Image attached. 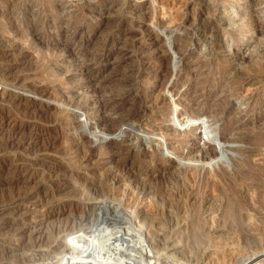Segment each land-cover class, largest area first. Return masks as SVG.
Returning <instances> with one entry per match:
<instances>
[{
    "label": "rangeland",
    "instance_id": "rangeland-1",
    "mask_svg": "<svg viewBox=\"0 0 264 264\" xmlns=\"http://www.w3.org/2000/svg\"><path fill=\"white\" fill-rule=\"evenodd\" d=\"M0 169V264H99L101 205L160 264H264V0H0Z\"/></svg>",
    "mask_w": 264,
    "mask_h": 264
},
{
    "label": "bare ground",
    "instance_id": "bare-ground-1",
    "mask_svg": "<svg viewBox=\"0 0 264 264\" xmlns=\"http://www.w3.org/2000/svg\"><path fill=\"white\" fill-rule=\"evenodd\" d=\"M156 1V0H154ZM167 2V0H166ZM164 4V5H163ZM162 7H163V11L167 12V10L170 11L171 13V9L168 6V3L165 4L163 3ZM174 6V5H173ZM178 6V5H177ZM173 8V7H172ZM230 8V7H229ZM166 9V10H165ZM174 9V8H173ZM174 11V10H173ZM177 12V11H176ZM172 16V15H171ZM178 17V16H176ZM175 17V18H176ZM107 22V21H106ZM105 22H97L95 24V26H101V24H103ZM94 25V24H93ZM92 26V25H91ZM78 28V27H77ZM4 33V32H3ZM33 36V32H30ZM89 42V41H88ZM11 43V42H10ZM180 48V47H179ZM58 49V48H57ZM4 50V49H2ZM1 50V51H2ZM83 50V48H82ZM87 50V49H86ZM51 51V50H50ZM72 52V51H70ZM2 53V52H1ZM51 53V52H50ZM6 54V53H3ZM10 54V53H9ZM14 56V55H13ZM155 58V61H158V68L162 67L163 62H164V55H163V50H159L158 51V55L156 56H152ZM101 65L103 67L102 62H100ZM157 68V67H156ZM236 68V67H235ZM88 69V68H87ZM225 72V71H224ZM88 77L90 76H95L96 78H100L103 77L105 72H101V74L98 76L97 74H95V71L93 70H89L86 71ZM106 76V75H105ZM77 78V77H76ZM96 79V80H98ZM110 78L105 79V82L107 80H109ZM103 80V79H102ZM128 83L130 82V80H126ZM125 81V82H126ZM163 81V80H162ZM105 84V83H104ZM161 86H163V82L160 83ZM177 83L173 85V89L175 87H177ZM32 87V86H31ZM30 88V87H29ZM33 91L35 93H43V95H47V96H52L53 93L51 92V90L47 89V88H39L36 85H34ZM131 92V91H130ZM4 94H6V92H4ZM59 94V93H58ZM128 94V93H126ZM41 95V94H40ZM122 96H128L125 95V93H121ZM93 96V95H92ZM53 97V96H52ZM56 97V96H55ZM91 97V96H90ZM158 97V96H157ZM156 97V98H157ZM48 98V97H47ZM50 98V97H49ZM99 98V96L97 97ZM26 99H21L19 101H25ZM100 100V101H99ZM141 100V99H140ZM159 100V99H158ZM162 100H167V97H164L163 99L161 98L160 102ZM27 101V100H26ZM68 101V100H67ZM105 101V100H104ZM137 101V99H136ZM159 102V103H160ZM35 101L32 100L28 103H26L27 105H31L34 104ZM100 104L101 108L104 110H107L111 104L106 102H103L101 99H87L84 103L83 106L85 108H90L91 106L95 105V104ZM140 102H138L139 104ZM36 104V103H35ZM34 104V105H35ZM169 105V104H168ZM86 110V109H85ZM158 110V109H157ZM176 112V109H173L172 104H170L168 106V108L166 109V117H171V115H173ZM153 113V112H152ZM207 113L206 111H203L202 113L198 112L197 116L199 115L201 119V123L200 126L201 128L204 129V134H209L211 135L214 139H221L222 136L220 134H218L214 128L212 127V124L210 122H208L207 119H203L202 115ZM139 111L133 112L130 115V120H136V118H138L139 116ZM170 119V118H169ZM188 121V120H187ZM32 141V140H31ZM21 142V141H20ZM187 140H185L182 143L187 144ZM12 143V142H11ZM32 143V142H31ZM13 145V143H12ZM31 145V144H30ZM18 146V145H17ZM27 147V146H26ZM166 148V147H165ZM161 150L163 151V149L161 148ZM126 151V150H125ZM123 152V151H122ZM204 156V155H203ZM206 156V155H205ZM127 163V159H123L122 161H120L119 163V169L122 170V168H126V164ZM130 164V163H129ZM117 167V168H118ZM132 168V167H131ZM1 170V169H0ZM118 170V169H117ZM123 172V171H122ZM135 172V171H134ZM155 177H151V179H149V184L151 185H155L157 183V180ZM241 179V178H240ZM241 181V180H240ZM147 185V184H146ZM154 187V186H153ZM155 188V187H154ZM148 189V188H147ZM152 189V190H151ZM146 190V189H145ZM144 190V191H145ZM151 191H155V192H161L162 188L158 187L155 188L153 190L152 186L150 188ZM149 190V191H150ZM148 193V192H147ZM151 193V192H150ZM149 194V193H148ZM149 197V196H148ZM161 197V196H160ZM148 199V198H147ZM149 203V202H148ZM226 206V211H225V216H226V222L228 223V226L232 227V228H237V227H241L243 225H245V223L247 222L246 218L249 214H247V212L245 213L244 211V207L242 206V203L240 202V200L237 197H230L227 201V205ZM109 209H107V207H103V205H101V207H99L100 212L97 213L95 220L91 221L88 226L90 228V232H86L89 233L91 237H89L86 240H82V246L85 247V249L90 250L91 248L89 247H99L97 250L95 249L96 247L93 248V250L89 251L88 253L90 255H92V257L94 258V260H100L98 263L99 264H103V261H105V259H111V260H116L119 262H123L125 264H160L159 263V258H153V256H148L147 258V254H145L146 251V244H147V239L145 238V232H143L142 230L144 229L142 225H136L138 226L137 228H129V227H125L122 226L119 223L114 222L115 220H117V217H114V213L113 210L111 209L112 207H108ZM112 212V213H111ZM249 213V212H248ZM247 214V215H246ZM198 217V216H197ZM119 218V217H118ZM215 219V218H214ZM213 219V222H214ZM250 220V219H248ZM259 220V219H258ZM118 221V220H117ZM216 221V220H215ZM89 222V221H88ZM110 222H113L110 224ZM251 222V221H250ZM132 223V222H131ZM150 223V222H149ZM107 227V225H109ZM124 224V223H123ZM140 224V223H139ZM144 224V223H141ZM203 224H205L202 219H200L199 217L195 219L194 221V227L195 228H200L203 226ZM250 224V223H249ZM252 224V222H251ZM214 225V224H213ZM134 226V225H133ZM135 227V226H134ZM158 227V226H157ZM107 230L110 232V235H105V233L107 232ZM241 230V229H240ZM146 231V230H145ZM112 237H114L113 239H115L113 241ZM199 239V238H198ZM112 242L109 243L110 245H106L104 247L101 246V243H107V242ZM100 244V245H98ZM103 245V244H102ZM148 245V244H147ZM151 246V245H150ZM81 247V246H80ZM149 249V248H148ZM147 249V251H148ZM150 250V249H149ZM150 252V251H148ZM152 252V250H151ZM150 254V253H149ZM148 254V255H149ZM146 256V257H145ZM147 258V259H146Z\"/></svg>",
    "mask_w": 264,
    "mask_h": 264
}]
</instances>
